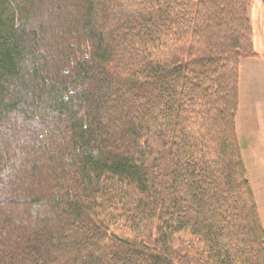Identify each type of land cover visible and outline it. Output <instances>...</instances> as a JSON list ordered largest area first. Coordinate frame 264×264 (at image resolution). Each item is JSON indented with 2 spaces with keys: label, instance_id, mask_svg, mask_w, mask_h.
I'll list each match as a JSON object with an SVG mask.
<instances>
[{
  "label": "trees",
  "instance_id": "16d2710c",
  "mask_svg": "<svg viewBox=\"0 0 264 264\" xmlns=\"http://www.w3.org/2000/svg\"><path fill=\"white\" fill-rule=\"evenodd\" d=\"M251 1L0 0V264H264Z\"/></svg>",
  "mask_w": 264,
  "mask_h": 264
},
{
  "label": "crops",
  "instance_id": "0c3cea01",
  "mask_svg": "<svg viewBox=\"0 0 264 264\" xmlns=\"http://www.w3.org/2000/svg\"><path fill=\"white\" fill-rule=\"evenodd\" d=\"M236 135L264 231V50L240 63Z\"/></svg>",
  "mask_w": 264,
  "mask_h": 264
},
{
  "label": "rangeland",
  "instance_id": "374dc122",
  "mask_svg": "<svg viewBox=\"0 0 264 264\" xmlns=\"http://www.w3.org/2000/svg\"><path fill=\"white\" fill-rule=\"evenodd\" d=\"M252 27L253 48L256 53L264 50V0H252L248 9Z\"/></svg>",
  "mask_w": 264,
  "mask_h": 264
}]
</instances>
